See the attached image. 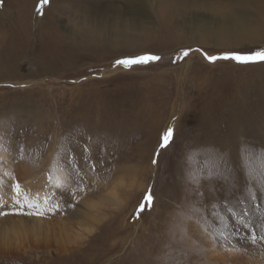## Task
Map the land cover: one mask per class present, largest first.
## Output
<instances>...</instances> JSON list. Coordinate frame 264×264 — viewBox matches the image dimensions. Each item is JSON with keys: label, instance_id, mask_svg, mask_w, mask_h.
Masks as SVG:
<instances>
[{"label": "rangeland", "instance_id": "1", "mask_svg": "<svg viewBox=\"0 0 264 264\" xmlns=\"http://www.w3.org/2000/svg\"><path fill=\"white\" fill-rule=\"evenodd\" d=\"M170 1L153 0L140 25L109 31L50 0L42 9L23 0L22 14L14 0L0 3V156L13 171L0 188L8 213L0 223L24 226L0 249V264H264V241L244 239L227 210L247 209L256 225L264 210V187L246 177L264 152V62L203 54L264 48V0L248 7V28L218 39L195 33L213 27L210 10H170ZM184 49L193 51L177 60ZM144 54L161 59L116 64ZM54 167L63 189L47 180ZM17 179L42 208L45 196L59 207L15 211ZM149 190L152 204L137 217ZM37 220L43 227L32 234ZM63 225L79 227L76 244L62 241ZM221 231L227 240L215 238Z\"/></svg>", "mask_w": 264, "mask_h": 264}, {"label": "bare ground", "instance_id": "2", "mask_svg": "<svg viewBox=\"0 0 264 264\" xmlns=\"http://www.w3.org/2000/svg\"><path fill=\"white\" fill-rule=\"evenodd\" d=\"M14 1L13 4L16 8L21 10L19 12L20 14H22L26 8L28 9L23 0ZM254 1L255 0H236V2L239 3L238 6H232L228 10L217 4L209 2L198 3L196 0H172L169 2V6L171 7L170 10L176 11H182L187 7L192 10H210L211 14H208L204 19H208L213 27H204L202 30L195 29V33L199 37H212L213 39H218L233 30H245L252 24L253 20L249 17V11L247 9ZM66 2H68L67 5ZM152 2L153 0H105L104 4H101L98 0H50L49 5L57 4L59 10H66L67 6L68 9L71 6L73 10H79L82 13L83 16L79 21L81 25L90 24L93 27L96 25L101 31H109L115 29V27L116 29L117 27L118 29H122L134 24L140 25L144 16L143 13L151 8ZM155 5L159 7V0H156ZM132 13H136L137 15L135 14L136 16L133 18L127 17V14ZM138 13L141 14L138 15ZM259 15L260 22L264 24V13H262V15L260 13ZM48 23L47 21V25ZM72 28H75V26L73 25ZM42 227L41 221L37 220L32 227H30L31 233L41 232ZM16 228L23 231L24 226L19 224L18 227H16V224L13 223L8 225L6 222L0 223V249L6 248V244L12 241V237L17 236L18 233L15 232ZM59 231V234L63 236L62 241L65 240L67 244H76L82 236L79 227L70 228L69 226L63 225L60 227Z\"/></svg>", "mask_w": 264, "mask_h": 264}, {"label": "snow or ice", "instance_id": "3", "mask_svg": "<svg viewBox=\"0 0 264 264\" xmlns=\"http://www.w3.org/2000/svg\"><path fill=\"white\" fill-rule=\"evenodd\" d=\"M49 0H40V7L42 9L44 4H47ZM2 3V0H0ZM192 49H184L181 53L176 57L177 60H182L187 57ZM196 51H201L200 49H196ZM205 58L210 62H216L217 60H232L241 64L248 63H256V62H264V48H260L254 51L242 53L240 51L232 50L225 52L221 55H208L207 53H203ZM161 59L160 56L152 55V54H144L135 57H128L124 59H120L116 61L117 65H123L124 67H131L132 65L137 64H147L152 61H158ZM173 137V128L168 127V129L163 133L161 148L166 147ZM4 148L3 138L0 137V150ZM20 159H23L21 156ZM252 159L256 160L257 167H251L250 165L246 167V177L251 179L253 185L259 184L261 187H264V152L259 153L258 155H254ZM59 160V156L57 157ZM156 161L153 160V163ZM5 159L3 156H0V188L4 185V178L13 176V171L5 170ZM15 163V161H14ZM95 167L94 165L92 166ZM56 168L54 167L47 175V180L52 182L53 185L57 189H63L65 185L68 183L67 180H61V178L57 175H54ZM13 195L11 197L12 201L18 207L15 211L19 213H23L26 215H43L44 211H53L55 208H58V204L50 203V197L45 196L43 198V204L47 205V208L44 209L41 206L40 198L37 195L35 198L26 194L21 187L20 181L17 179L12 184ZM249 195L252 199L256 197L252 195L251 189H249ZM153 201V194L151 190L145 193L143 201L140 203L139 208L137 209V217L141 212L145 210V207H150ZM0 203H5L3 195H0ZM27 207L32 211L24 213V209ZM255 207V206H254ZM232 217L237 219V222L243 226V228L249 232L248 235L244 237V239H249L253 244L257 242V240L264 241V210L259 212V216L257 219L259 220V224L256 225L255 222L247 219L249 213L247 209H244L241 213H237L232 208L227 209ZM6 212H0V215H7ZM259 227V234L255 231L256 227ZM215 238L227 240V236L225 232H219Z\"/></svg>", "mask_w": 264, "mask_h": 264}]
</instances>
